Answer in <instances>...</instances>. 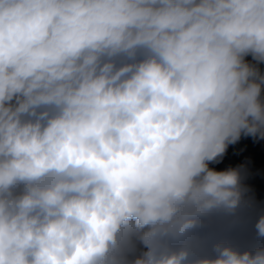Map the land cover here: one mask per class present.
I'll use <instances>...</instances> for the list:
<instances>
[{
  "label": "clouds",
  "instance_id": "obj_1",
  "mask_svg": "<svg viewBox=\"0 0 264 264\" xmlns=\"http://www.w3.org/2000/svg\"><path fill=\"white\" fill-rule=\"evenodd\" d=\"M260 65L264 0H0V264H264L209 166L264 139Z\"/></svg>",
  "mask_w": 264,
  "mask_h": 264
},
{
  "label": "rangeland",
  "instance_id": "obj_2",
  "mask_svg": "<svg viewBox=\"0 0 264 264\" xmlns=\"http://www.w3.org/2000/svg\"><path fill=\"white\" fill-rule=\"evenodd\" d=\"M218 160L225 161L226 164H230V168L241 171L243 184L249 189L247 195L253 203L250 209L243 211L240 215L253 223L255 218L264 212V139L242 135L235 145L226 148ZM221 166L218 164L217 170ZM224 235L225 233L222 236ZM232 235L240 243H247L251 237L255 236L253 229H247L243 222L237 226Z\"/></svg>",
  "mask_w": 264,
  "mask_h": 264
},
{
  "label": "trees",
  "instance_id": "obj_3",
  "mask_svg": "<svg viewBox=\"0 0 264 264\" xmlns=\"http://www.w3.org/2000/svg\"><path fill=\"white\" fill-rule=\"evenodd\" d=\"M235 144H236V142L235 143H231V144L228 145V147H231V146H233ZM209 166L214 168V161L211 162ZM242 222L244 223L245 227H247V229H249V230L252 229V224L253 223L248 222L243 217H242ZM223 228H224V224L219 225V229H223ZM223 234H224V232L222 230H218L217 233H216V236L214 238H217L218 236H222ZM247 243L255 244V243H260V242L256 241L255 236H253V237L250 238V240H248Z\"/></svg>",
  "mask_w": 264,
  "mask_h": 264
},
{
  "label": "crops",
  "instance_id": "obj_4",
  "mask_svg": "<svg viewBox=\"0 0 264 264\" xmlns=\"http://www.w3.org/2000/svg\"><path fill=\"white\" fill-rule=\"evenodd\" d=\"M248 60L251 61V57H248ZM260 69H261L262 72H264V65H260ZM231 149H228V150H231ZM236 151L238 152V148H236ZM218 164L222 165L219 170H226V169L230 168V164L229 163L226 164L225 161L223 162V161L217 159L216 161H214V168L216 170L218 169Z\"/></svg>",
  "mask_w": 264,
  "mask_h": 264
},
{
  "label": "built area",
  "instance_id": "obj_5",
  "mask_svg": "<svg viewBox=\"0 0 264 264\" xmlns=\"http://www.w3.org/2000/svg\"><path fill=\"white\" fill-rule=\"evenodd\" d=\"M261 70V69H260ZM262 72V71H261Z\"/></svg>",
  "mask_w": 264,
  "mask_h": 264
}]
</instances>
